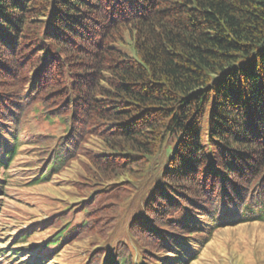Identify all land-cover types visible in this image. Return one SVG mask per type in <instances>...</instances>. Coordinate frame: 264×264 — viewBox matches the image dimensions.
I'll return each mask as SVG.
<instances>
[{
  "label": "trees",
  "instance_id": "obj_1",
  "mask_svg": "<svg viewBox=\"0 0 264 264\" xmlns=\"http://www.w3.org/2000/svg\"><path fill=\"white\" fill-rule=\"evenodd\" d=\"M33 119L62 134L31 142V183L83 174L30 264L79 244L81 264H199L211 230L239 225L230 209L264 222V0H0V170ZM163 156L133 246L110 249Z\"/></svg>",
  "mask_w": 264,
  "mask_h": 264
},
{
  "label": "rangeland",
  "instance_id": "obj_2",
  "mask_svg": "<svg viewBox=\"0 0 264 264\" xmlns=\"http://www.w3.org/2000/svg\"><path fill=\"white\" fill-rule=\"evenodd\" d=\"M61 129L59 126H50L42 120H31L23 131L24 145L20 147L14 164L9 169L0 170V177L6 174L9 178V186L4 192H0V197L6 195L4 200H0V264L37 262V259L46 253L39 249L45 244L47 235L43 228L42 234H36L35 237L32 235L63 207L62 200L68 203L75 201L72 199L74 191L70 183L83 174L78 162L71 164L67 171L51 182L39 185L31 183L39 179L37 175L40 176L41 172L40 152L30 145L31 142L37 141L42 136L62 134ZM9 135L12 133L10 132ZM165 158L163 156L155 162V168L147 181L139 185L138 194L122 209L119 225L108 245L110 249L115 247L117 242L133 246V240L128 232L129 223L135 217L142 215L143 205L150 190L160 183L159 173L163 169ZM0 184L5 186L6 183ZM229 215L239 225L219 231L211 230L214 240L207 246L203 261L199 264H264V222L253 221L242 224L241 213L236 212L235 209H230ZM82 219H84L83 214L75 216L76 221ZM24 233H27L28 243L17 246L16 254L20 253V256H15L16 258L13 259L14 257L8 256V253L20 243L22 237L19 236L24 237ZM84 246L86 245L79 244L67 248L57 258V262L47 259L44 264H81L86 250ZM26 257H29V260L21 263L20 261L25 260Z\"/></svg>",
  "mask_w": 264,
  "mask_h": 264
}]
</instances>
